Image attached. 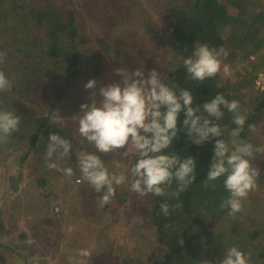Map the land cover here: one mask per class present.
<instances>
[{"label":"trees","instance_id":"trees-1","mask_svg":"<svg viewBox=\"0 0 264 264\" xmlns=\"http://www.w3.org/2000/svg\"><path fill=\"white\" fill-rule=\"evenodd\" d=\"M217 1L220 0L156 1L159 7L156 17L158 19L150 22L152 25L156 21L160 23L156 27L150 26L148 31L154 30V34H157L160 27L171 29L162 40L165 42L167 52L157 60L159 65L157 70L165 84L171 87L175 83L181 88L189 89L194 96V102L201 106L217 94H223L229 100H238L241 112L248 117L241 138L253 144H260L262 139L264 140V135L258 129L256 132H249L248 124L254 123L258 127L256 112L264 114V89L255 87V77L264 66L260 69L258 63L254 65L246 61L241 68L242 74L233 80L221 81L218 80V76L202 84L191 79L186 80L188 74L182 65V58L191 54L196 41L208 43L210 47L217 49L223 46L229 51V56L224 62L230 63L236 58L237 47L233 44V31L227 36L222 33L226 25L235 20V23L248 21V29L254 34V39L264 33V0H229L242 14L225 11ZM9 3L12 5L5 8ZM54 3L48 0H0V50H6L8 53L5 63L0 64V70L15 78L11 90L0 93L2 102L0 107L9 110L14 108L16 114L22 118L21 132L14 134L4 147H0V151L5 148L3 159H7L8 163L11 157L8 147L15 153H22V157L21 154L19 156V164L35 148L40 153H36L34 162L37 167L45 166L42 148L47 147L50 133H58L69 139L73 147L79 142H76L78 131L51 123V114L56 111L55 108L67 94V87L75 80H80L83 69L77 47V13L72 7L62 11ZM15 7L19 10L9 18L8 11ZM259 38L264 37L253 40V48L259 45ZM93 63L96 65L97 61ZM217 83L222 86L216 87ZM223 111L225 116L217 123L222 129L221 139L227 142L230 131L236 126L231 123V114L226 109ZM183 118L184 114L181 113V123ZM37 144L39 147H36ZM213 144L214 142H205L202 145H195L190 142L184 131L179 133L178 139L173 142L169 151H175L181 158L188 155L194 157L197 160V179L180 195L182 207L167 218L160 213L159 204L162 198L149 196L145 216L148 225L131 228L128 234L134 235L136 239L128 241L125 238L121 243L123 250L116 247L117 250L114 251V254L124 256L120 264H207V262L218 264L219 259L230 247L237 246L244 251L240 241L243 238L245 240L247 236L241 231L237 233L239 226L233 221L224 222L227 209L221 211L217 209L221 199L229 195L223 187V178L214 182L215 188L206 187L202 183L206 179L214 154ZM102 159L107 162L105 157ZM130 159L135 157L130 156ZM74 173V177L79 179L81 174L76 164ZM31 178L35 184L37 183L36 186L43 185L45 188L50 186L44 174L36 173ZM78 188L84 189L83 194L86 199L88 197L87 201L95 199L92 194H95L94 197L98 195L86 182L80 183ZM115 197L118 198L120 195L116 194ZM176 202L169 201L170 204ZM3 217L0 210V238L6 231ZM257 234L258 230L253 229L248 237L254 239ZM130 237L132 238L131 235ZM164 237L168 241L160 244L167 247L162 255L148 253L144 257L138 253L142 241L148 238L162 240ZM136 242L137 245L130 249L132 255L129 253L127 255L125 252L127 247ZM9 243L0 239V264H8L3 259L4 251L1 247L4 250L13 248ZM257 253L259 255L256 256V264H264V247H259Z\"/></svg>","mask_w":264,"mask_h":264},{"label":"rangeland","instance_id":"rangeland-1","mask_svg":"<svg viewBox=\"0 0 264 264\" xmlns=\"http://www.w3.org/2000/svg\"><path fill=\"white\" fill-rule=\"evenodd\" d=\"M48 1L55 2L54 5L62 11L72 7L77 13V47H79L83 64L82 76L80 80H75L67 87V94L55 108L56 111L51 114V123L61 117L64 119L65 126L78 131V124L71 118L80 113V105L90 104L91 93L93 91L98 93L100 87L111 83H122V77L114 74L115 69L124 68L132 72L141 68L143 63L142 70L145 75L153 69L158 72L157 60L167 52L165 42L162 40L171 29L160 27L157 34H154V30L148 31L150 26L156 27L160 23L156 21L152 25L150 22L158 16L157 0ZM217 4L223 6L229 13L242 14L241 10L229 0H220ZM11 5L12 3H9L5 8ZM18 10L16 7L10 8L9 18H12ZM235 22L236 20L226 25L222 32L224 36L229 35L231 31L234 32L233 44L237 48L236 58L228 63L231 65L232 75L228 78L218 76V80L221 81L233 80L240 76L241 68L246 61L253 64L258 61L260 69L264 66L260 62L264 61V55L263 57L261 55L264 54V38L258 39L257 48L254 49L252 45L253 40L264 37V33L254 39V34L248 29V21ZM94 61L95 63L97 61L96 65ZM91 79L97 81V86L95 89H86L84 86ZM255 87L264 89V68L255 77ZM96 100L99 102V95L96 96ZM260 114L256 112L255 115L258 120L257 129L264 135V114L262 112ZM76 139V142H79L73 147L74 150L83 147L94 151V148L84 142L81 136L77 135ZM262 142H264L263 139ZM38 143L40 144V141ZM39 144L36 147H39ZM43 148L42 151L45 154L47 147L44 150ZM7 149L11 153L9 163L7 159H3L5 148L0 151V210L4 216L6 229L4 236L0 239L3 242H10L13 248L4 250L1 247L4 251L3 259L8 264H19V261H25L27 264L28 256L24 255L26 246L22 241L31 236L37 243L27 251L29 255L39 253L42 258L41 264H69L68 257L75 256L77 249L85 247H90L93 251L88 264H120L124 256L116 255L114 251L117 250L116 247L121 248L125 238L128 241L136 239L134 235L128 234L131 228L148 225V219H145V216L149 196L139 199L127 187L121 186L116 189V194L120 197H114L113 202L102 210L97 204L98 195L94 197L95 194H92L91 196L96 200L87 201L88 197L86 199L83 194L84 189L78 188L80 183L76 182L77 177L73 176L71 182H65L68 181L65 177L54 170H49L46 165L37 167L34 160L36 153L40 152L35 148L21 160L20 164L19 156L21 154L22 157V153H15L10 147ZM97 154L101 158L105 157L106 166L110 172L118 174L125 171L123 164L127 163L126 157L116 156L115 159L121 162L118 163L111 154L108 155L109 157L101 153ZM263 157L264 155H259L254 161V165L260 169L258 190L249 194L242 212L235 216H230L227 212L226 221H224H233L239 226L237 233L241 231L247 236L240 243L243 244L245 253H251V264H256V256L259 255L257 251L259 247H264ZM68 163L74 168L75 155ZM14 167L17 169L15 174L12 172ZM36 173L46 175L50 184L49 188L43 185L36 186L37 183L35 184L31 178ZM56 209H59V212ZM217 209L221 211L219 207ZM140 216L144 218L143 224L136 220ZM253 229L258 230V234L251 239L248 235ZM144 234L146 236V231ZM167 241L166 237L162 240L148 238L141 242L138 253L143 254L141 256L144 257L148 253L162 255L161 253L167 247L160 244ZM137 243L127 247L125 250L127 255H132L130 249Z\"/></svg>","mask_w":264,"mask_h":264},{"label":"clouds","instance_id":"clouds-1","mask_svg":"<svg viewBox=\"0 0 264 264\" xmlns=\"http://www.w3.org/2000/svg\"><path fill=\"white\" fill-rule=\"evenodd\" d=\"M7 56L6 50H0V64L5 63ZM228 56L229 51L223 46L217 49L196 41L191 54L182 58L188 74L186 80L202 84L217 76L230 77L231 65L224 62ZM142 69L143 63L141 68L132 72L124 68L115 69L114 74L122 77V83L102 86L98 93L93 91L89 97L91 103L81 104L80 113L71 118L78 124L79 136L94 151L83 147L74 150L69 139L50 133L44 156L46 167L71 182L75 173L68 162L75 155L76 167L81 174L76 182H86L98 194L100 209L113 202L118 187L125 186L139 199L148 196L162 198L159 209L167 218L182 207L180 195L197 179V160L190 155L181 158L175 151H169L179 133L184 131L195 145L214 142V154L202 183L215 188L214 182L223 178V187L229 195L221 199L219 208L227 209L230 216L242 212L249 194L259 187L260 169L254 161L259 155H264V142L253 144L241 138L248 117L241 112L240 102L217 94L201 106L194 102L189 89L175 83L170 87L155 69L148 71L147 75ZM14 79V76L0 70V93L9 92ZM96 86L97 81L91 79L84 87L95 89ZM221 86L216 84V87ZM224 109L231 114V123L236 126L230 131L227 142L221 139L222 129L217 123L225 116ZM181 113L184 114L182 123ZM52 123L65 128L61 117ZM21 124L22 118L14 108L0 107V147L21 132ZM248 131L256 132L257 125L248 124ZM97 153L111 154L117 162L116 156L126 157L125 171L118 174L110 172ZM130 156L135 159H130ZM16 171L14 167L13 174ZM171 200L177 202L170 204ZM136 220L140 224L144 222L141 216ZM22 243L26 246L27 264H41L39 253L29 255L27 251L37 243L36 240L29 236ZM92 256L90 247L77 249L75 256L68 257L69 264H88ZM19 264H25V261H19ZM218 264H251V253L232 246Z\"/></svg>","mask_w":264,"mask_h":264},{"label":"crops","instance_id":"crops-1","mask_svg":"<svg viewBox=\"0 0 264 264\" xmlns=\"http://www.w3.org/2000/svg\"><path fill=\"white\" fill-rule=\"evenodd\" d=\"M256 48H257V47H256ZM254 49H255V48H254ZM251 55H252V54H251ZM261 55H262V57H263L264 54H261ZM263 58H264V57H263ZM256 60H257V59H256ZM257 62H258V61H256V63H255V62H254V63L257 64ZM260 62H261L262 64H264V61H260ZM255 64H254V65H255ZM258 64H259V62H258Z\"/></svg>","mask_w":264,"mask_h":264}]
</instances>
